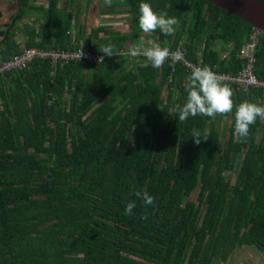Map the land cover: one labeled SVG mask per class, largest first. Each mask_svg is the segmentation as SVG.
<instances>
[{"label":"trees","instance_id":"trees-1","mask_svg":"<svg viewBox=\"0 0 264 264\" xmlns=\"http://www.w3.org/2000/svg\"><path fill=\"white\" fill-rule=\"evenodd\" d=\"M75 1L15 0L0 30V62L30 47L128 51L144 33L142 2L179 20L174 35L157 30L148 39L169 49L184 42L186 58L214 72L240 70L236 55L252 32L203 0H113L101 15H128L129 31L103 25L87 33ZM254 71L264 78V35ZM190 75L180 62L154 68L126 53L92 66L34 59L0 75V264H213L243 247L264 253V121L257 118L246 142L235 133V107L180 121L176 105L186 102ZM225 85L235 106H264V91ZM219 125L228 126L223 143ZM193 129L208 140L195 144ZM134 191H146L154 205Z\"/></svg>","mask_w":264,"mask_h":264},{"label":"clouds","instance_id":"clouds-1","mask_svg":"<svg viewBox=\"0 0 264 264\" xmlns=\"http://www.w3.org/2000/svg\"><path fill=\"white\" fill-rule=\"evenodd\" d=\"M104 4L111 7L113 0H104ZM139 12V27L144 33L151 34L159 30L164 35L175 34L179 25V20L176 17H168L166 12L157 13L149 3L144 2L140 4ZM147 43L149 46L145 47V42L143 37H141L139 43L132 45L128 49V55L131 57L144 56L152 63L154 68L162 67L168 59H172L173 62L181 59L182 54L178 51L171 52L169 48L161 47L155 41H148ZM99 51L108 57L120 55L119 52L114 51L111 44L99 48ZM83 54L82 52L80 57ZM97 63L98 65L104 63L103 55L98 58ZM187 79L188 83L185 85L187 92L186 102L183 106L176 105L180 121H186L189 117L197 115L207 117L225 115L232 113L235 107V133L241 139V142L247 141L251 126L256 123L257 118L264 121V106L247 101L235 106L232 89L223 84L221 78L211 67H193L191 75ZM192 138H194V143L197 145L202 140H208L207 133L205 132L202 135L198 129L192 130ZM133 194L137 198H142L146 206L154 205L155 203V198L146 191H134ZM135 207V201L127 203L125 214L131 215ZM141 219H147V216H142Z\"/></svg>","mask_w":264,"mask_h":264},{"label":"built area","instance_id":"built-area-1","mask_svg":"<svg viewBox=\"0 0 264 264\" xmlns=\"http://www.w3.org/2000/svg\"><path fill=\"white\" fill-rule=\"evenodd\" d=\"M251 31L252 32L248 42H246L241 47V49L236 55L237 59L240 60L243 65L239 73L240 75L235 76L223 72H216V73L221 78L223 84L234 83L240 88L241 91H247L248 89H252V88L264 91V79H258L254 74L256 47L259 38L264 35V32L256 28H252ZM170 51L180 52L182 54L181 59L175 62H173L172 59H168L166 61H171L172 64L180 62L189 71H192L193 67H197V66L201 67L200 62L197 61V63H194L186 58L187 51L184 49L181 42H179L174 49H170ZM82 52H83L82 50L69 51V50H42L37 47L26 48L22 50V52H20L19 54L12 57L11 59L0 62V75L15 70L22 71L26 69L29 63L32 62L34 59H40V60L48 59L50 61V66L54 67L58 62L66 63L74 60H84V61L86 60L91 65H94L95 63H97L98 58L100 56L103 55L104 58H106L105 54L96 53L94 51L83 52L84 53L83 56L80 57V54ZM127 52L128 51L126 50H121L119 52L120 55L117 56H122L124 53L128 54ZM196 56L197 59H202L201 53L198 52Z\"/></svg>","mask_w":264,"mask_h":264},{"label":"rangeland","instance_id":"rangeland-1","mask_svg":"<svg viewBox=\"0 0 264 264\" xmlns=\"http://www.w3.org/2000/svg\"><path fill=\"white\" fill-rule=\"evenodd\" d=\"M31 2L35 3L36 5H46L47 0H30ZM59 7L64 6V0H59ZM72 11L78 9L80 11V15L78 16L79 23L84 27L85 32H89L90 29H94L97 26H106L107 28L117 30L120 33L126 34L129 31L128 24L124 23L128 20V15L120 14L118 16H114L115 19H111L112 16L106 17V15H101L100 12L105 11L106 5L104 4V0H92L89 4L86 3V0H76L75 3L71 6ZM16 10L15 0H0V30H4L6 24L10 22L11 17L14 15ZM108 16V15H107ZM34 16L30 15L28 17L23 18L19 23L18 27L22 28L24 23L30 24L31 20ZM110 21L115 22L113 25ZM124 21V22H123ZM122 23V24H121ZM17 28V27H16ZM103 35V34H100ZM143 40L145 42V47L149 46L148 41H153L152 39H148L145 36V33L141 34ZM25 36L21 32L17 33V43L22 46L24 43ZM141 39V38H140ZM134 43H130L129 41L126 43V47H131ZM257 48V47H256ZM186 50V48L184 47ZM225 57V54L222 55ZM237 59V57H236ZM144 63V62H143ZM240 70L236 72L235 76H239ZM252 88V87H250ZM249 90V89H248ZM247 90V91H248ZM166 93L163 94L162 99L165 98ZM219 133L221 142L226 141V135L224 131L228 130V126L219 125ZM237 160V159H236ZM239 160V159H238ZM235 161V167H237L240 161ZM234 174L229 175V178L232 180ZM197 195V190L189 197V200L195 202ZM213 264H264V253L255 251L254 248H246L243 247L241 249H236L232 252L229 256L227 261H214Z\"/></svg>","mask_w":264,"mask_h":264},{"label":"water","instance_id":"water-1","mask_svg":"<svg viewBox=\"0 0 264 264\" xmlns=\"http://www.w3.org/2000/svg\"><path fill=\"white\" fill-rule=\"evenodd\" d=\"M235 17L252 28L264 32V1L262 0H203Z\"/></svg>","mask_w":264,"mask_h":264},{"label":"crops","instance_id":"crops-1","mask_svg":"<svg viewBox=\"0 0 264 264\" xmlns=\"http://www.w3.org/2000/svg\"><path fill=\"white\" fill-rule=\"evenodd\" d=\"M141 38V37H140ZM16 40H17V37H16ZM249 40V39H248ZM248 40H247V42H248ZM23 47V44H22V46H21V48ZM54 50H59V49H54ZM226 54V53H225ZM91 65V64H90ZM255 65V64H254ZM92 66V65H91ZM242 67H243V65L241 66V68H240V70L242 69ZM254 74H255V71H254ZM255 76H256V74H255ZM257 77V76H256ZM258 78V77H257ZM258 79H264V78H258ZM252 89H254V88H252Z\"/></svg>","mask_w":264,"mask_h":264},{"label":"bare ground","instance_id":"bare-ground-1","mask_svg":"<svg viewBox=\"0 0 264 264\" xmlns=\"http://www.w3.org/2000/svg\"><path fill=\"white\" fill-rule=\"evenodd\" d=\"M258 30H259V29H258ZM181 43H182V45H183V47H184L185 43H184V42H181ZM75 50H76V49H75ZM77 50H78V49H77ZM89 51H90V50H89ZM95 52H96V51H95ZM228 56H229V55H228ZM228 56H227V57H228ZM111 59H112V58H111ZM223 60H225V58H223ZM108 61H109V60H108ZM195 61H196V60H195ZM71 63H72V62H71ZM73 63H74V62H73ZM102 64H103V63H102ZM100 65H101V64H100ZM175 66H176V65H175ZM175 66H174V67H175Z\"/></svg>","mask_w":264,"mask_h":264}]
</instances>
